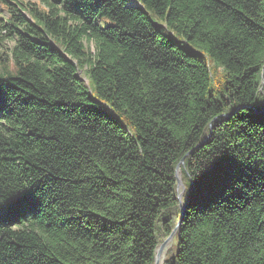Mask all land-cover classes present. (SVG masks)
Here are the masks:
<instances>
[{
	"label": "trees",
	"instance_id": "16d2710c",
	"mask_svg": "<svg viewBox=\"0 0 264 264\" xmlns=\"http://www.w3.org/2000/svg\"><path fill=\"white\" fill-rule=\"evenodd\" d=\"M0 7V264H264V0Z\"/></svg>",
	"mask_w": 264,
	"mask_h": 264
},
{
	"label": "water",
	"instance_id": "95a60500",
	"mask_svg": "<svg viewBox=\"0 0 264 264\" xmlns=\"http://www.w3.org/2000/svg\"><path fill=\"white\" fill-rule=\"evenodd\" d=\"M182 162H183V159L181 160L180 163H182ZM178 170H179V165L176 167V171H175L176 190H177V197H178V199L180 201L181 210L184 211L185 210V204H183L181 202V198H182V195H183V192H184V185L182 183V179H181V176H180ZM177 226L172 230V232L169 234V236L160 245H158V247L156 248L155 256H154V264H158V259L162 255V251H163L166 243L173 238V236H174V234H175V232L177 230Z\"/></svg>",
	"mask_w": 264,
	"mask_h": 264
},
{
	"label": "rangeland",
	"instance_id": "374dc122",
	"mask_svg": "<svg viewBox=\"0 0 264 264\" xmlns=\"http://www.w3.org/2000/svg\"><path fill=\"white\" fill-rule=\"evenodd\" d=\"M16 0H10V2H14ZM18 1H23V2H26V1H33V0H18ZM6 16V13H5V10L3 8L0 7V20L1 19H4ZM11 42L5 40L1 43L0 45V51H4L6 52L8 50V47L11 46ZM92 44H90V48L92 49ZM181 190V189H180ZM174 247H175V238L173 237L170 241H168L162 251V256L163 258H165V255L170 252L172 250L171 253H173L174 251ZM164 260V259H163ZM163 263V262H162Z\"/></svg>",
	"mask_w": 264,
	"mask_h": 264
},
{
	"label": "bare ground",
	"instance_id": "6f19581e",
	"mask_svg": "<svg viewBox=\"0 0 264 264\" xmlns=\"http://www.w3.org/2000/svg\"><path fill=\"white\" fill-rule=\"evenodd\" d=\"M179 174H180V173H179ZM163 259H164V258H163V256L161 255L160 258L158 259V264H162V262L164 261Z\"/></svg>",
	"mask_w": 264,
	"mask_h": 264
}]
</instances>
